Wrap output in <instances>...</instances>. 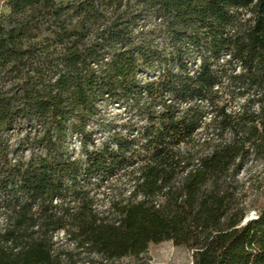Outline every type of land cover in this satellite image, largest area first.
I'll return each instance as SVG.
<instances>
[{
  "label": "trees",
  "instance_id": "1",
  "mask_svg": "<svg viewBox=\"0 0 264 264\" xmlns=\"http://www.w3.org/2000/svg\"><path fill=\"white\" fill-rule=\"evenodd\" d=\"M148 18L158 30L136 33ZM102 102L133 107L141 139L88 149ZM23 125L43 153L14 156ZM251 153L264 0H0V264H113L162 241L192 264H264V202L243 222L227 178Z\"/></svg>",
  "mask_w": 264,
  "mask_h": 264
},
{
  "label": "rangeland",
  "instance_id": "2",
  "mask_svg": "<svg viewBox=\"0 0 264 264\" xmlns=\"http://www.w3.org/2000/svg\"><path fill=\"white\" fill-rule=\"evenodd\" d=\"M157 24V21L153 20V18H148L145 21L138 22L135 32L157 29ZM154 35L156 36L154 37L155 41L162 43V36L158 32ZM4 81L8 80L5 79ZM99 107V116L94 119L93 124L89 128L92 133L91 141L87 143L88 149L100 148L114 134L141 139L139 126L145 121L136 114L133 107L122 103L110 104L106 102H102ZM36 132V129L23 125L5 134V139L9 145L16 149L14 156L26 158L31 152L43 153V149L40 146H29L28 142ZM67 147L70 157L83 159L82 145L77 135L73 134L69 137ZM227 178L229 189L234 194L235 207L238 212L244 214L243 222L255 217L257 209L264 202V155L259 153L249 154L241 162L240 166L234 167L228 173ZM125 181L126 178L123 177L121 181L114 184L115 189L122 196H126L130 189L129 183H125ZM102 185L104 186L100 188L97 194L98 205L106 207V181ZM55 238L59 240V244H67L62 232L57 234ZM76 259L78 264H88L87 260L89 257L87 253H81L76 256ZM192 261L193 256L190 249L174 245L171 241H162L148 245L146 250L138 256L118 259L113 264H192Z\"/></svg>",
  "mask_w": 264,
  "mask_h": 264
}]
</instances>
